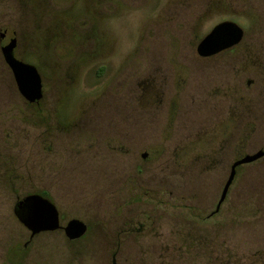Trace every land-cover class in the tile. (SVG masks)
I'll return each instance as SVG.
<instances>
[{
  "label": "rangeland",
  "instance_id": "obj_1",
  "mask_svg": "<svg viewBox=\"0 0 264 264\" xmlns=\"http://www.w3.org/2000/svg\"><path fill=\"white\" fill-rule=\"evenodd\" d=\"M225 21L240 44L197 56ZM3 32L42 99L0 54V264H264V157L205 219L264 148V0H0ZM28 196L84 235L30 239Z\"/></svg>",
  "mask_w": 264,
  "mask_h": 264
},
{
  "label": "water",
  "instance_id": "obj_2",
  "mask_svg": "<svg viewBox=\"0 0 264 264\" xmlns=\"http://www.w3.org/2000/svg\"><path fill=\"white\" fill-rule=\"evenodd\" d=\"M243 37L242 30L233 22H222L215 25L197 44L195 52L201 58H209L237 46ZM3 36L0 35V40ZM14 40L1 46L0 53L4 64L11 72L16 90L27 104H36L42 99V83L35 67L22 63L13 57ZM146 154L141 155L145 159ZM264 157V149L252 155H245L235 161L229 169L226 182L220 193L215 209L224 201L227 191L234 179L235 170L242 165L254 163ZM25 211L17 215L19 223L33 237L40 233L55 232L62 229L67 240L72 241L82 237L86 231L85 225L78 220H70L65 227L59 225V216L55 207L46 199L39 196H28L19 204Z\"/></svg>",
  "mask_w": 264,
  "mask_h": 264
},
{
  "label": "flooded vegetation",
  "instance_id": "obj_3",
  "mask_svg": "<svg viewBox=\"0 0 264 264\" xmlns=\"http://www.w3.org/2000/svg\"><path fill=\"white\" fill-rule=\"evenodd\" d=\"M62 1V0H61ZM210 32V31H209ZM0 35H2L3 36V39H1L0 40V48H1V46H4L5 44H8V43H10V41L12 40L11 38L10 39H7L6 38V35H5V33L3 32V33H1ZM243 38V37H242ZM240 44V43H239ZM238 44V45H239ZM236 47V46H235ZM231 50V49H230ZM13 51H14V49H13ZM228 51V50H227ZM222 53V52H221ZM1 54V53H0ZM2 57V56H1ZM13 57H14V55H13ZM213 57V56H212ZM15 58V57H14ZM201 58V57H200ZM3 60V59H2ZM17 60V59H16ZM19 61V60H18ZM6 66V65H5ZM7 67V66H6ZM8 69V68H7ZM9 70V69H8ZM10 72V71H9ZM11 73V72H10ZM12 76V75H11ZM13 79V78H12ZM36 104H38V103H36ZM36 104H28V105H36ZM264 149V148H263ZM263 149H260V150H263ZM143 154H146V153H143ZM142 155V154H141ZM141 157V156H140ZM146 157H147V154H146ZM146 157H145V159H146ZM239 160V159H238ZM237 161V160H236ZM235 162V161H234ZM233 162V163H234ZM232 163V164H233ZM230 169V168H229ZM237 169V168H236ZM229 174V173H228ZM228 177V176H227ZM235 177V176H234ZM234 180V179H233ZM226 182V181H225ZM232 183H233V181H232ZM231 183V184H232ZM225 184V183H224ZM224 186V185H223ZM231 186V185H230ZM223 188V187H222ZM230 188V187H229ZM229 190V189H228ZM222 191V190H221ZM221 193V192H220ZM227 193H228V191H227ZM42 195H46V194H43L42 193ZM226 196H227V194H226ZM220 197V196H219ZM25 199V198H24ZM24 199H22L21 201H23ZM225 199H226V197H225ZM225 199H224V201H225ZM219 200V199H218ZM21 201H19V202H17L15 205H14V208H13V213H14V215H15V217L17 218V216H16V214L17 215H19V216H21V214H25V211H24V209L22 208V206H20L19 204H20V202ZM224 201L221 203V205L219 206V209H218V211L217 212H215V209H216V206H217V203H218V201H217V203H216V205H215V207H214V210L211 212V213H209L207 216H206V218L205 219H208V218H210V217H212V216H214V215H216V214H218L219 213V211H220V209H221V206H222V204L224 203ZM204 219V220H205ZM18 220V219H17ZM19 222V221H18ZM203 222V221H202ZM223 228H224V223H223ZM59 230H62V229H59ZM59 230H57V231H59ZM222 230V229H221ZM30 234V233H29ZM29 238L31 239V237H30V235H29Z\"/></svg>",
  "mask_w": 264,
  "mask_h": 264
}]
</instances>
